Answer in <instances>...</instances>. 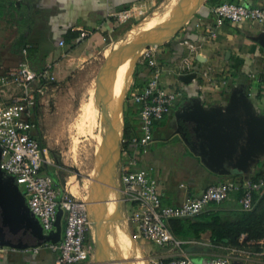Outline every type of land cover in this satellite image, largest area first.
<instances>
[{"label":"crops","instance_id":"1","mask_svg":"<svg viewBox=\"0 0 264 264\" xmlns=\"http://www.w3.org/2000/svg\"><path fill=\"white\" fill-rule=\"evenodd\" d=\"M143 1L0 0V77L7 69L20 67L27 62L35 72L51 66L56 76L55 83H66L75 71L83 69L100 56L110 40L119 37L124 23H119L109 15L124 9H136ZM223 2L258 6L263 4L264 0ZM214 6L216 3L208 0L205 7L186 17L182 25L163 38L164 43L158 47L157 60L162 74L161 83L167 89H176L180 95L171 113L156 122L153 141L146 147L134 146L131 142L133 137L140 134L141 124L139 105L134 102L132 93L138 92L146 85L149 79L146 66L140 64L145 75L142 78L133 75L126 95L123 120L121 118L122 129L126 121L131 138L129 143L123 139L120 168L131 163L133 169L152 170L153 177L159 181L158 189L164 206L179 207L186 200L199 197L206 188L217 183L246 178L252 180L258 174L264 173V154L259 156L257 161L251 162L244 172L233 168L237 156L234 158L231 150H219L221 155L225 156L224 162H212L208 158L206 144L205 147L200 146L197 134L192 132L195 123L188 120V115L199 105L208 110L224 107L235 95L241 94L251 102L257 115L264 116V31L260 25L251 22H225L218 28L212 13ZM82 33H87L88 36L82 37ZM61 41L65 43L64 46H60ZM184 41L195 44L196 50H189L183 45ZM27 46L29 53L28 57H25L22 51ZM190 75L195 78L183 80ZM16 94V89L10 86L3 96L9 102ZM45 99V96L41 98L35 110L33 131H37L38 113L45 104ZM32 136L36 139L34 134ZM62 160L63 163L57 161L54 156L45 172L53 176L59 189L73 191L78 199L88 201L90 209L92 208L93 224L87 236L91 254L87 264H110L112 257L118 258L116 250L111 246L117 238L124 235L129 236L131 243L135 241L140 246L141 239L133 238L135 227L130 221L133 207L121 202V181L119 180L118 187H115V181L111 186V175L107 172L104 178L108 184L103 182L104 189L96 191L98 193L95 196L98 197L94 196L93 191L84 195L80 191L82 181L72 185L64 172L66 157ZM104 165L108 168L99 147L96 169L101 172V176ZM58 215L60 242L64 235L66 218L61 209ZM39 223L41 225L40 221ZM54 231L57 232L56 225ZM8 239L14 242L21 239L30 247H5L6 252L0 257V264L57 262L59 253L52 251L44 242L38 246L39 241L31 233L25 236L22 233L17 236L9 235ZM205 245L208 244L195 241V244H190L188 248L201 255L234 249L221 247L219 251L202 250L200 247L210 246ZM130 247L128 249H131ZM36 248H39L38 252H35ZM236 248L240 249L241 255L234 257L233 264H264L262 250L257 245L244 244ZM155 251V256L161 255L156 246Z\"/></svg>","mask_w":264,"mask_h":264},{"label":"built area","instance_id":"2","mask_svg":"<svg viewBox=\"0 0 264 264\" xmlns=\"http://www.w3.org/2000/svg\"><path fill=\"white\" fill-rule=\"evenodd\" d=\"M212 13L218 28L225 22H251L260 25L264 31V3L249 6L223 2L214 6ZM109 16L119 23H126L131 19L132 12L124 9ZM87 36V33H82V37ZM64 44L60 42V46ZM183 45L191 51L196 50L195 44L189 41H184ZM22 52L28 57L29 46ZM157 52L158 45H149L140 54V64L148 68L149 79L141 90L132 93L134 102L139 105L141 122L140 134L131 140L134 146L146 147L153 141L156 122L171 113L180 95L176 89H167L162 85ZM55 82L56 76L51 66L35 72L27 62L20 67L7 69L0 77V169L14 177L31 214L41 222L45 235L54 232L59 209L64 212L66 224L63 238L58 243L46 244L59 253L56 264H87L91 254L87 236L93 224L90 204L78 199L73 191L61 190L56 186L53 176L45 172L51 159L32 136L35 110L46 95V87ZM10 86L16 89L17 94L7 102L3 95ZM120 181L121 202L133 207L130 215L135 227L133 238L145 239L160 249L161 255L148 260V264H233L234 257L241 255L240 249L229 248L223 253L209 252L204 255L195 253L186 247L195 244V241L178 240L168 223L172 219L195 217L212 205L231 200L236 193L242 194L239 205L246 212L254 210L255 197L264 198V180L224 181L206 188L199 197L186 200L182 206L169 207L162 203L159 181L153 177L152 170L133 169L131 163L127 164L121 168ZM245 240L246 235H243L241 243L257 245L264 256V239L253 242ZM38 250L36 248L35 252ZM5 252L6 248L0 246V257Z\"/></svg>","mask_w":264,"mask_h":264},{"label":"rangeland","instance_id":"3","mask_svg":"<svg viewBox=\"0 0 264 264\" xmlns=\"http://www.w3.org/2000/svg\"><path fill=\"white\" fill-rule=\"evenodd\" d=\"M207 1L144 0L136 9L131 8L132 19L124 23L119 37L110 40L100 56L75 71L66 83L46 87L45 104L36 123L38 132L32 134L51 162L54 156L61 163L66 157L65 175L72 185L82 181V194L93 191L95 196L97 190L104 189L103 182L108 184L104 178L107 172L112 179L109 184L112 186L115 181V187L119 186L122 116L133 70L141 63V52L153 43L159 47L165 41L163 38L182 25L186 17L205 7ZM99 147L108 165H104L102 176L96 169ZM124 237L112 243L118 258L112 257L110 264H148L156 257L154 243L141 239L135 251L129 236Z\"/></svg>","mask_w":264,"mask_h":264},{"label":"water","instance_id":"4","mask_svg":"<svg viewBox=\"0 0 264 264\" xmlns=\"http://www.w3.org/2000/svg\"><path fill=\"white\" fill-rule=\"evenodd\" d=\"M194 75L186 79H194ZM123 109V105H122ZM188 120L195 123L192 132L197 134L200 146L209 152L208 158L213 162L222 163L225 156L219 150L233 151L236 157L234 169L247 171L251 162L257 161L264 154V116L257 115L251 102L245 95H235L227 106L204 109L201 105L188 115ZM229 156V155H228ZM1 161V152H0ZM246 178L245 180H247ZM56 231L44 235L39 221L34 218L26 204V198L14 177L6 175L0 169V246L27 249L29 244L23 240L14 242L9 235L23 236L31 233L39 242H59V215ZM137 251V242L132 241ZM144 254L143 251H141Z\"/></svg>","mask_w":264,"mask_h":264},{"label":"trees","instance_id":"5","mask_svg":"<svg viewBox=\"0 0 264 264\" xmlns=\"http://www.w3.org/2000/svg\"><path fill=\"white\" fill-rule=\"evenodd\" d=\"M216 5L223 0H209ZM145 75L140 64L133 74ZM131 136L125 121L123 139L129 143ZM127 145V144H126ZM124 145V146H126ZM123 150L124 147H123ZM264 180V173L255 176L252 181ZM241 193H236L233 198L220 205H212L207 211L189 218L172 219L168 225L172 234L181 241H201L210 247H200L202 250L219 251L221 247H241V237L246 235L245 241H259L264 239V198L255 197L254 210L243 211L239 205ZM188 247V245L186 246Z\"/></svg>","mask_w":264,"mask_h":264},{"label":"bare ground","instance_id":"6","mask_svg":"<svg viewBox=\"0 0 264 264\" xmlns=\"http://www.w3.org/2000/svg\"><path fill=\"white\" fill-rule=\"evenodd\" d=\"M153 44H155V43H153ZM153 44H151V45H153Z\"/></svg>","mask_w":264,"mask_h":264}]
</instances>
